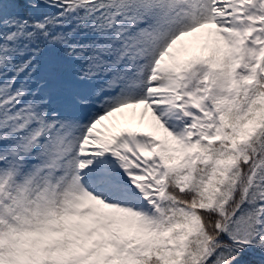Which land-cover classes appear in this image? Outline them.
Wrapping results in <instances>:
<instances>
[{"label":"snow or ice","instance_id":"obj_1","mask_svg":"<svg viewBox=\"0 0 264 264\" xmlns=\"http://www.w3.org/2000/svg\"><path fill=\"white\" fill-rule=\"evenodd\" d=\"M0 264H264V0H0Z\"/></svg>","mask_w":264,"mask_h":264}]
</instances>
